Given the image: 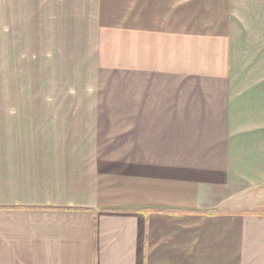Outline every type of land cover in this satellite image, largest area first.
<instances>
[{
    "label": "crops",
    "instance_id": "1",
    "mask_svg": "<svg viewBox=\"0 0 264 264\" xmlns=\"http://www.w3.org/2000/svg\"><path fill=\"white\" fill-rule=\"evenodd\" d=\"M8 4L73 99L8 152L0 264H264V0Z\"/></svg>",
    "mask_w": 264,
    "mask_h": 264
},
{
    "label": "rangeland",
    "instance_id": "2",
    "mask_svg": "<svg viewBox=\"0 0 264 264\" xmlns=\"http://www.w3.org/2000/svg\"><path fill=\"white\" fill-rule=\"evenodd\" d=\"M8 3L1 0L0 5V174L7 173L12 162L16 164L17 157H9L8 152L36 149L43 141L39 133L33 134L39 132L42 121L53 122V118L42 102L73 99L72 93L60 91L53 54L28 43L31 38L26 36L24 22L21 35L17 34ZM32 135L34 139H28ZM5 183L1 176L0 201L8 195L1 191Z\"/></svg>",
    "mask_w": 264,
    "mask_h": 264
}]
</instances>
